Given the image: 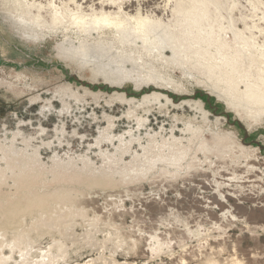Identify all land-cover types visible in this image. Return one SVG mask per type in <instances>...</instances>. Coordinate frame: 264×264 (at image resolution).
<instances>
[{
    "label": "rangeland",
    "instance_id": "rangeland-1",
    "mask_svg": "<svg viewBox=\"0 0 264 264\" xmlns=\"http://www.w3.org/2000/svg\"><path fill=\"white\" fill-rule=\"evenodd\" d=\"M0 264H264V0H0Z\"/></svg>",
    "mask_w": 264,
    "mask_h": 264
},
{
    "label": "bare ground",
    "instance_id": "bare-ground-1",
    "mask_svg": "<svg viewBox=\"0 0 264 264\" xmlns=\"http://www.w3.org/2000/svg\"><path fill=\"white\" fill-rule=\"evenodd\" d=\"M51 6L54 8V13H55V16L57 17V15H58V11H57V9H56V7H55V5H54V3L53 4H51ZM139 21H142V22H140L141 24H143L144 22H143V18H140V19H138ZM107 20H104V22H106Z\"/></svg>",
    "mask_w": 264,
    "mask_h": 264
},
{
    "label": "water",
    "instance_id": "water-1",
    "mask_svg": "<svg viewBox=\"0 0 264 264\" xmlns=\"http://www.w3.org/2000/svg\"><path fill=\"white\" fill-rule=\"evenodd\" d=\"M242 127V126H241ZM245 138H247V136L245 137ZM256 143V142H255ZM260 149H263V147H260Z\"/></svg>",
    "mask_w": 264,
    "mask_h": 264
}]
</instances>
